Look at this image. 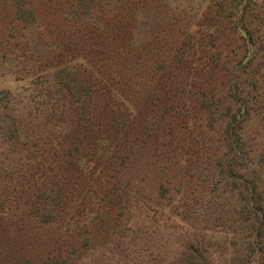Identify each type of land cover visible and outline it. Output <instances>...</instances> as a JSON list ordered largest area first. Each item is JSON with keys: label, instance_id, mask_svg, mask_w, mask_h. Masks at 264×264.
I'll use <instances>...</instances> for the list:
<instances>
[{"label": "rangeland", "instance_id": "obj_1", "mask_svg": "<svg viewBox=\"0 0 264 264\" xmlns=\"http://www.w3.org/2000/svg\"><path fill=\"white\" fill-rule=\"evenodd\" d=\"M243 2L0 0V264H246L264 0L249 12L256 75L242 73L257 101L236 137L221 69L245 57ZM231 138L247 151L232 176Z\"/></svg>", "mask_w": 264, "mask_h": 264}, {"label": "trees", "instance_id": "obj_2", "mask_svg": "<svg viewBox=\"0 0 264 264\" xmlns=\"http://www.w3.org/2000/svg\"><path fill=\"white\" fill-rule=\"evenodd\" d=\"M240 5L238 7H233L235 10L239 9V16H237V19L235 20L234 27L241 31L243 37L245 38V42L247 45L245 57L239 59L238 63L233 64V59H231V61L229 60V62L231 63L230 66H227V64L225 63L226 61H228V59L226 61H222L221 68L224 72L225 69H227L229 73V76H227L229 79V92L232 104L228 105L226 112V118L228 121L226 129L228 134L231 135V137L239 136L238 129L242 118H244V116L246 115L251 114V112L254 110L257 101L254 97L251 96V93H249L250 91L247 92V90L243 88L246 83V79H248L243 76L247 75V77L249 76L252 79L256 75V73L254 71L251 72L249 68L251 66L252 59L259 55V49L256 47L259 44V41H257L256 39L259 37L256 36V32H254V30L250 28L252 18L249 12L254 3L253 0H244V2ZM213 8H215V11L221 9L219 2H215V6ZM259 68H261V66L258 67V73ZM253 86V91L256 92V83H253ZM246 92L249 94H247ZM230 141V149L231 154H233V156L231 159L229 158L227 160L228 162L226 163V165L230 176H232L234 173V175H237L236 165L240 161V158H242L243 153H246L247 151L242 145L243 143L240 138H235L234 140L231 138ZM40 165H43V163H40ZM58 167L60 169H65L63 164H59ZM68 167H71V163H68ZM237 179L240 180L241 177L237 176ZM244 182L247 185L246 190L248 192V203L257 221V225L255 226L252 235L253 250L246 264H264V195L259 192L256 185L250 180H244ZM62 193V190H55L52 194L46 195L45 199L48 200L47 204H50L52 202L55 206H60L58 209L63 210V201L58 199V196L62 195Z\"/></svg>", "mask_w": 264, "mask_h": 264}]
</instances>
